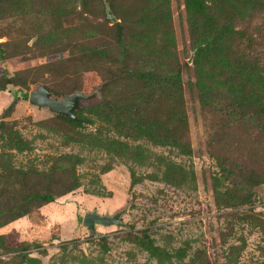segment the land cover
I'll use <instances>...</instances> for the list:
<instances>
[{"label": "rangeland", "instance_id": "1", "mask_svg": "<svg viewBox=\"0 0 264 264\" xmlns=\"http://www.w3.org/2000/svg\"><path fill=\"white\" fill-rule=\"evenodd\" d=\"M191 1L0 0V122L21 147L0 132V207L55 196L0 222V264H264V5ZM40 84L103 98L76 125L30 103ZM121 209L128 228L83 225Z\"/></svg>", "mask_w": 264, "mask_h": 264}, {"label": "trees", "instance_id": "2", "mask_svg": "<svg viewBox=\"0 0 264 264\" xmlns=\"http://www.w3.org/2000/svg\"><path fill=\"white\" fill-rule=\"evenodd\" d=\"M213 2L221 10V12L225 14V16L228 19H233L234 16L239 11L229 1H226V0H213ZM258 2H260L261 5H264V0L257 1V2H255V4H258ZM187 5H191L190 7H192V8L196 7V4L193 1H191V0H187ZM168 23H169V18H168V16H165V18H164V20L162 22L160 21L158 24H156L153 27H151V26L147 27V29H149V31H147V33H145V31L143 33H141V35H140L141 37L140 38L143 41H145L146 43H148L149 41H151L152 36L154 35V33H156L159 29H161V28L168 29ZM118 26H120L119 27V37H120L122 27H121L120 24H118ZM72 39H74V38H72ZM96 52H98L100 54H104V52H102L101 50L100 51L96 50ZM86 55L87 54L85 53L84 56L87 57ZM76 59H78V57ZM50 66L51 65H46L45 67H49V69L51 70L52 67H50ZM79 66H82V65L80 64ZM133 72H135L134 74L137 77H145V74L142 73L141 71H133ZM133 72L132 71L128 72V74H130V73L133 74ZM121 75L125 76L126 73H122ZM180 81H182V77H181L180 72H177L174 75L161 76V77H159V79L157 81H152V82L156 83L157 85H160L162 82H165L168 85H177V83L180 82ZM232 105L236 106L235 108L239 109V107H241L242 104L239 101L235 100V102ZM80 109H82V107ZM76 115H77V113H76ZM258 115H257L256 119L258 118ZM57 117L62 119V120H65V121H69V122H71L73 124H76V125L77 124H82L83 121L85 120V119H83V116L80 117V118L78 116L77 119H73V118H69V117H65V116H60V115H57ZM100 117H101L102 120H106L108 122L111 120L109 118L110 117L109 114L108 115H101ZM116 126L119 127L120 131H124V126L123 125L122 126L116 125ZM9 129H10V127L8 126V124H6L4 121L0 122L1 136H4V135L6 136V137H4V139L6 140V144H8L9 146L18 147V148L21 149L20 143L18 142L17 139H15V137H12L10 133H8V136L6 135L7 132H9ZM125 132L129 133V136H133V137L137 136L136 135L137 130L135 128H133V127L127 128ZM189 147L190 146H184V148H186L188 151H190ZM168 170H170V168ZM165 179L169 183L178 184L179 183L178 181H179L180 178H179L178 175H176L175 173L170 171V173L169 172L165 173ZM54 199H55V196L53 194L49 193V192L45 193V194L39 193V192H33V193L24 192V193H22L19 196V198L9 208H1L0 207V222H6V221L14 220L16 218H19V217H21L23 215H26V214L30 213L31 210H32V207H34V205H37V204L40 203V202L39 203L37 202L38 200H41V203L42 202L46 203V202H51ZM138 234L141 235V236H138V237L140 239L144 240L146 243H150L151 242V240H150L148 235H146L144 233H140V232H138Z\"/></svg>", "mask_w": 264, "mask_h": 264}, {"label": "water", "instance_id": "3", "mask_svg": "<svg viewBox=\"0 0 264 264\" xmlns=\"http://www.w3.org/2000/svg\"><path fill=\"white\" fill-rule=\"evenodd\" d=\"M106 10L108 17L115 21L116 16L108 2H106ZM95 96L103 98L99 88L91 94H86L82 91H75L73 94L57 97L54 96L53 92L46 85L40 84L30 91L29 101L31 104L39 108H46L56 115L77 119L78 116L76 115V110L79 108L81 101L83 99H91ZM123 213V209L117 210L113 214H101L95 210L87 211L83 218V225L92 234L97 233L98 224L103 226L116 225L118 227L128 228V225L122 219Z\"/></svg>", "mask_w": 264, "mask_h": 264}]
</instances>
